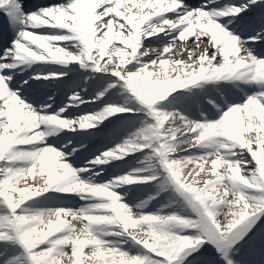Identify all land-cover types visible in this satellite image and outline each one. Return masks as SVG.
I'll use <instances>...</instances> for the list:
<instances>
[{
	"label": "snow or ice",
	"instance_id": "obj_1",
	"mask_svg": "<svg viewBox=\"0 0 264 264\" xmlns=\"http://www.w3.org/2000/svg\"><path fill=\"white\" fill-rule=\"evenodd\" d=\"M256 7L0 0V264H240L264 222V17L241 24Z\"/></svg>",
	"mask_w": 264,
	"mask_h": 264
},
{
	"label": "bare ground",
	"instance_id": "obj_2",
	"mask_svg": "<svg viewBox=\"0 0 264 264\" xmlns=\"http://www.w3.org/2000/svg\"><path fill=\"white\" fill-rule=\"evenodd\" d=\"M37 1L43 2L42 0H37ZM49 2H51V0H49ZM34 7L35 6H32L30 8L26 7L25 9L26 11L36 10V8ZM256 8H258L259 11L257 16L253 17V11H252L247 16H245L241 21V24L244 26L245 35H250L254 28L259 27L261 24V18L264 17V7H256ZM2 16L6 17L3 13ZM250 46L255 48L257 52H264V43H255ZM157 47H159V45H157ZM182 47H184V45L182 44L177 45V49H180ZM188 47L195 49L196 45L190 44L188 45ZM200 51L202 52L203 49L201 48ZM184 58L187 59L186 56ZM18 81H20V79L17 78V83H19ZM31 87H32L31 90L33 89L36 92V95L39 98V100L45 98L49 94L53 95L54 93L58 92V96L56 97V103L58 99L59 104L65 102L64 96H66L68 93L65 84L49 85L41 82H33ZM29 96L31 98V95ZM82 110H86V109H82ZM102 143L103 141L101 139L99 138L94 139V141L92 142L91 150L94 151L97 147H100ZM83 155L86 154H82V156L80 157L81 160L83 159ZM112 172L113 169L109 168L107 174L110 175ZM78 203H79L78 201H73V205H77ZM157 206L158 205L156 204L152 205L153 209ZM76 225L77 227L82 226L80 223ZM248 240H252V241H248ZM248 240H247L248 243H246L247 247L240 249V251H242V254H239L238 256V260L240 261V264H264V222L259 224L255 232ZM200 260H204V259L200 258ZM212 260L213 259H211L210 261Z\"/></svg>",
	"mask_w": 264,
	"mask_h": 264
},
{
	"label": "rangeland",
	"instance_id": "obj_3",
	"mask_svg": "<svg viewBox=\"0 0 264 264\" xmlns=\"http://www.w3.org/2000/svg\"><path fill=\"white\" fill-rule=\"evenodd\" d=\"M79 223H80V222H76V224H79ZM209 248H211V247L206 246L203 250H205V249H209ZM211 253H212V252H211ZM211 257L213 258V260L215 259V254H214V252L212 253Z\"/></svg>",
	"mask_w": 264,
	"mask_h": 264
}]
</instances>
